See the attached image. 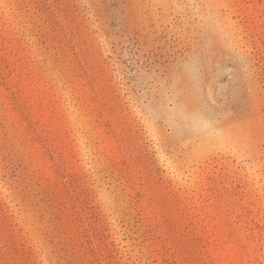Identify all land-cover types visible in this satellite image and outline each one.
<instances>
[{"label":"rangeland","instance_id":"1","mask_svg":"<svg viewBox=\"0 0 264 264\" xmlns=\"http://www.w3.org/2000/svg\"><path fill=\"white\" fill-rule=\"evenodd\" d=\"M88 240L102 264H264V0H0V264Z\"/></svg>","mask_w":264,"mask_h":264},{"label":"trees","instance_id":"2","mask_svg":"<svg viewBox=\"0 0 264 264\" xmlns=\"http://www.w3.org/2000/svg\"><path fill=\"white\" fill-rule=\"evenodd\" d=\"M67 189H68V193L71 194V197L69 199H62L59 203L57 204H51V208H55V207H59L61 209V213L65 214V210H70L73 209L74 211V215L75 214H79L80 211L78 209V205H74L73 207H69L71 200L75 199V196H79L78 198H76L78 201H81V199L87 200V197L91 194V193H95L94 190V183L93 182H86V183H82L80 185L81 187V192L79 193L78 189L74 190V194H72V192L70 191L69 186H67V183H63ZM93 196V195H92ZM81 198V199H80ZM88 201V200H87ZM95 200H92V202H94ZM89 203L91 206L89 207V213H91L92 215H94L95 217L101 219V225L99 228H97L95 230L96 232V237L97 239L101 240L102 242L106 243L108 246V253H109V257L110 258H115V254L116 252L118 253V248L116 247V244L114 243H110L109 240L111 238V236L113 234H115V232H113V228H112V223L108 220V218L106 217V213L103 212V210H100V208L94 206V204ZM124 216H122V225L120 226V224H118V222L116 223L117 227L124 228L126 227L125 225H127V219H128V214H126V212H123ZM51 220L55 225L57 223H55L56 221H60L61 218L59 216H55L54 213L52 214ZM137 219V218H136ZM136 224L140 227H143L142 225V221L141 220H136ZM115 231V230H114ZM65 230H64V226L63 228L58 227V225H56L55 227V235L51 236V244L55 246V248L57 249V252H59L60 254H74L75 252H77L78 250V244L77 241H79L78 239H76V236H71L68 237V235L65 234ZM84 237H87V235H85ZM89 237V236H88ZM81 243V242H80ZM91 241H84L80 244L79 250L82 251V256L80 255L81 261L78 264H102L100 257L97 255V250L91 246ZM0 249H2L0 247ZM20 252L16 251V254H19ZM33 255L34 252L32 251V249H30V251L28 253H26L24 255V259H27L25 261L24 264H37L35 259H33ZM79 262V261H78ZM68 263H71L70 261H68ZM115 264H122V263H116Z\"/></svg>","mask_w":264,"mask_h":264}]
</instances>
